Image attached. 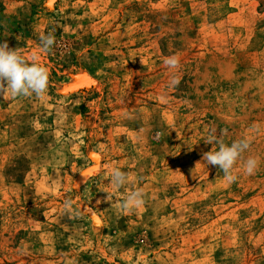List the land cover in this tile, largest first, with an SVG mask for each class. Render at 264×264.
Listing matches in <instances>:
<instances>
[{"label":"rangeland","instance_id":"374dc122","mask_svg":"<svg viewBox=\"0 0 264 264\" xmlns=\"http://www.w3.org/2000/svg\"><path fill=\"white\" fill-rule=\"evenodd\" d=\"M5 41L48 86L0 98V264H264V0H0Z\"/></svg>","mask_w":264,"mask_h":264},{"label":"clouds","instance_id":"9594fccd","mask_svg":"<svg viewBox=\"0 0 264 264\" xmlns=\"http://www.w3.org/2000/svg\"><path fill=\"white\" fill-rule=\"evenodd\" d=\"M41 50L50 51L55 43V37L52 32L40 36ZM35 60V58H33ZM143 64V61L141 60ZM165 64L170 68H177L179 60L176 56L166 58ZM179 83L173 79L171 86ZM48 86L47 69L37 65L27 63L15 48H10L7 41L0 43V98L7 99L10 93L12 97L30 96L35 93L38 97L42 96ZM224 129L220 130V135L224 134ZM207 144H218V150L207 151L203 153V161L207 165L218 166L223 172L228 182H235L237 177L232 174V169L237 160L241 159L243 153L249 149L250 143L246 139L233 141L230 146L225 145L217 136L216 130L212 129L205 141ZM258 167V160L254 157H248L244 160V171L247 175L254 174ZM127 180V174L115 169L112 172L111 181L116 187L122 186ZM144 203L143 193L140 190L129 194L124 200L122 207L126 210H132Z\"/></svg>","mask_w":264,"mask_h":264},{"label":"bare ground","instance_id":"6f19581e","mask_svg":"<svg viewBox=\"0 0 264 264\" xmlns=\"http://www.w3.org/2000/svg\"><path fill=\"white\" fill-rule=\"evenodd\" d=\"M81 80H85V81H86V78L83 77ZM89 173H90V172H89ZM84 174H85V173H84ZM86 174H87V173H86ZM83 180H86L85 177L82 178V181H83Z\"/></svg>","mask_w":264,"mask_h":264}]
</instances>
